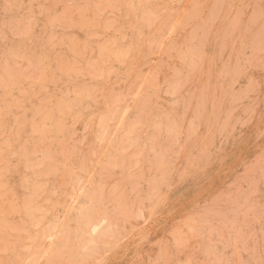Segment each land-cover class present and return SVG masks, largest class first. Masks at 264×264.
I'll return each mask as SVG.
<instances>
[{"label":"rangeland","instance_id":"rangeland-1","mask_svg":"<svg viewBox=\"0 0 264 264\" xmlns=\"http://www.w3.org/2000/svg\"><path fill=\"white\" fill-rule=\"evenodd\" d=\"M0 264H264V0H0Z\"/></svg>","mask_w":264,"mask_h":264}]
</instances>
